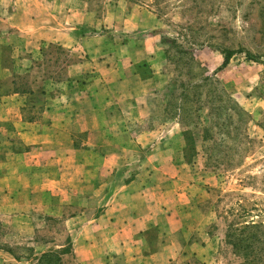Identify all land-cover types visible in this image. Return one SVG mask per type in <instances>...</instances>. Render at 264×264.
I'll return each instance as SVG.
<instances>
[{"label": "rangeland", "instance_id": "374dc122", "mask_svg": "<svg viewBox=\"0 0 264 264\" xmlns=\"http://www.w3.org/2000/svg\"><path fill=\"white\" fill-rule=\"evenodd\" d=\"M228 51L234 53L221 67ZM138 58L144 59L130 64ZM135 75L146 82L101 86L106 76ZM98 88L113 95L108 136L81 132L74 122L70 128L76 146L91 150L95 141H112L104 151L124 146L128 160L143 159L122 166L117 177L143 166L151 178L154 157L167 145L180 146L173 157L178 177L167 180L163 164L146 180L157 187L143 198L157 227L137 234L138 242L117 245L109 264L264 262V227L250 231L256 253L237 251L229 236L248 224L264 226V0H0V102L11 117L20 111L13 91L54 98L69 92L76 99L77 92ZM136 93L139 107L131 104ZM34 99L21 107L28 118L43 112V100ZM93 102L103 104L100 97ZM142 110L150 115L137 118ZM122 118L125 133L117 128ZM209 119L213 136L203 130ZM18 142L16 130L0 127V150L23 151ZM30 190L20 189L14 213L8 191L0 195L8 205L0 215V264L3 255L35 264L43 252L65 245L66 264H80L75 231L92 211L71 206L61 216L45 214V199L37 195L30 213L24 209L35 198Z\"/></svg>", "mask_w": 264, "mask_h": 264}, {"label": "crops", "instance_id": "0c3cea01", "mask_svg": "<svg viewBox=\"0 0 264 264\" xmlns=\"http://www.w3.org/2000/svg\"><path fill=\"white\" fill-rule=\"evenodd\" d=\"M50 38L65 42L60 36L58 38L47 37L48 40ZM143 59H132L130 64ZM112 70L114 71V68ZM103 79H101L102 87H109L108 84L111 83V85H115L114 87H121L122 89L131 88V85L140 82H146L136 75L134 78L131 76H106ZM84 90L77 92L80 95L78 97L76 94V99H73L72 93L69 92H62L54 98L49 92L35 94L13 91L10 98L19 100L20 106L19 114L15 115L14 118L11 117L10 113H7V109L3 108V100L0 102V118L2 120L0 127L5 126V128L16 130L19 137L18 145L24 148L23 151L12 149L10 152H6L0 150V182L4 181V185H1L3 189H1L0 195L3 196L4 192L8 191L5 193L9 195L8 199L12 205L9 206L12 213L20 209L17 206L20 203V189L27 191L30 188L34 189L30 190L34 193H28V195L35 198L28 202L24 208L30 213L39 204L36 199L37 195L43 196L45 199L42 201L43 212L52 216L63 215L67 207H86V210L92 211L93 216L86 218L76 227L74 252L77 260L80 264H109V259L113 258L112 253L115 252L113 249L117 245L126 246L138 242L140 237L136 238L137 234L146 229L157 227L156 214L148 207L144 208L145 199H143L147 194L148 187L153 190H156L157 187H155V180L146 183L150 177L145 179L146 168L143 166L133 169V172L128 173L124 178L116 176V173H119L125 164L131 162L141 164L143 162L140 157H131L128 160L125 155L126 147L123 146L120 150L104 151L105 144L110 146L112 143V141L105 140L92 143L91 150L85 149L87 147L84 146H76L70 128L72 122L77 124L81 132L91 131L97 135L101 134L102 138L111 131L115 122L112 120L115 111L113 112L109 105L113 95L101 88L92 93ZM124 94L123 91L119 95L122 97ZM36 96L43 100V112L40 117L28 118L25 112H22L21 107L33 103ZM99 97L103 104L98 105L93 102ZM134 97V102L131 104L139 107L138 102L141 96L136 93ZM104 101L109 107H106ZM86 103H88L87 107L85 106ZM149 115V111L142 110L137 118L148 117ZM123 120L124 118L118 121L120 123L117 128L125 133L127 127ZM138 142L143 146L141 141ZM36 145L39 148L36 150L35 147L33 152L32 147ZM179 147L177 145L175 147L174 144L167 145L166 149L163 148V151L154 157L155 171L151 178L155 179L157 169L160 170L163 164L169 166V171H166L169 173L167 180L178 177L180 165L179 162H175L177 160H173V157ZM163 152L167 153V158L163 156ZM51 162H58L59 165L52 166ZM151 170L147 172L151 174ZM39 171H43L44 174L36 175L34 178V174ZM28 178L32 179V183L24 184L23 180ZM6 181L9 182L6 183ZM7 207L8 205L0 201V215H4ZM133 238L136 239L133 240ZM3 259L6 264H11L12 261L14 262L12 264H30L27 261L16 259L12 255H3Z\"/></svg>", "mask_w": 264, "mask_h": 264}, {"label": "trees", "instance_id": "16d2710c", "mask_svg": "<svg viewBox=\"0 0 264 264\" xmlns=\"http://www.w3.org/2000/svg\"><path fill=\"white\" fill-rule=\"evenodd\" d=\"M233 53H234L233 51H231V52L228 51L225 54L224 61H223L221 67L227 66V64L230 61L231 55ZM208 122H209V124L207 123L203 130L205 131L206 135L213 136L210 133V131L213 128V125L211 124L210 119ZM260 227H264V226L259 225V224H248V225H245L241 228L235 229L233 231V233H229V236H231V237H234V235H235V239H233V238L230 239V242L233 244L234 248L237 251H239V249H242L244 252H246V250H247V252L251 251L252 253H256L257 252L256 251V243H255V239H254L256 237V234L251 233L250 231L253 229H259ZM236 231H238V233ZM247 231H249V232H247ZM68 243H70V241H68L67 244ZM9 251H11V249H9ZM69 253H71V249L66 247V245L60 249H53L52 248V249H49V250L43 252L40 256H38L36 258L35 264H66L64 256L66 254H69ZM252 260L257 261V262H253V264H264L263 260H261V261L256 260V259H254V257ZM252 260H251V262H252ZM248 262H249V259H248ZM251 262H249V264Z\"/></svg>", "mask_w": 264, "mask_h": 264}]
</instances>
